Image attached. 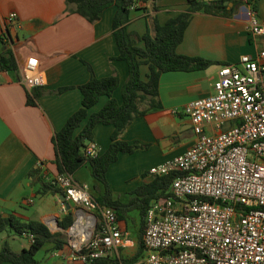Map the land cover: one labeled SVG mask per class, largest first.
Wrapping results in <instances>:
<instances>
[{"label":"crops","instance_id":"1","mask_svg":"<svg viewBox=\"0 0 264 264\" xmlns=\"http://www.w3.org/2000/svg\"><path fill=\"white\" fill-rule=\"evenodd\" d=\"M185 4L186 0L141 3L130 9L125 29L137 34L147 31L152 36L153 21L163 23L183 10ZM71 9L72 4H66L64 0H0V52L11 49L14 43H20L14 51L18 63L28 56L36 57L41 78V84L32 87L35 91L41 90V93L32 98V104H26V93L31 88L26 90L17 81L16 71L1 72L0 218L11 215L20 223L36 220L49 232L59 231L63 236L65 229L59 228L57 222L66 210L71 212L72 223H81L87 228L98 219L97 214L65 200L67 209L58 198L59 193L38 194L37 184H33L26 173L33 167L38 168L44 180L57 173L51 137L79 106L80 93L76 86L88 78L87 69L81 61L90 66L95 77L113 73L118 76V86L112 92L117 102L120 99V85L127 75L123 61L110 59L117 54L110 33L115 7H105L92 22L71 12ZM10 11L16 14L17 25L9 28L5 23L3 28L2 22ZM251 16L264 22V0H237L229 17L196 11L191 14L175 51L224 63L236 61L241 54H253L264 48V39L251 37L247 33ZM218 66L212 64L204 69L160 73L157 81L159 107H149L142 115L133 117L118 135L121 141H136L147 144V147L131 153L120 152L115 161L108 165L105 180L112 199L126 202L130 198L129 193L149 178L147 169L150 166L180 153L191 144L193 135L181 107L191 99L212 92L211 84ZM145 72L146 67L141 65V79L145 78ZM63 86L73 87L60 93L53 91ZM105 99V96H100L88 112L99 109ZM144 106L142 103L138 107L142 109ZM111 130L110 124L97 123L92 127L90 141L95 144L98 154L106 148ZM186 133L188 139L183 143L180 137ZM141 174L145 176L142 178ZM71 175L76 182L86 184L92 198L102 192V185L90 176L87 163H83ZM128 212L123 219L117 220L127 241L108 257L129 258L136 252L137 217ZM2 231L7 232V237L16 235L7 227ZM7 247L18 252L8 244ZM37 251L43 253L40 264H77L71 260L66 244L55 248L54 243L47 240ZM143 258L144 250L140 258L129 264H143Z\"/></svg>","mask_w":264,"mask_h":264},{"label":"built area","instance_id":"2","mask_svg":"<svg viewBox=\"0 0 264 264\" xmlns=\"http://www.w3.org/2000/svg\"><path fill=\"white\" fill-rule=\"evenodd\" d=\"M2 23L16 27V14L8 12ZM247 33L264 39V22L251 16ZM37 65L28 56L15 70L26 90L41 84ZM211 88L181 107L191 144L147 169L150 175H178L167 195L145 209L143 264H264V48L219 65ZM84 152L98 154L90 140ZM48 181L66 201L98 216L90 228L73 222L65 229L71 260L107 256L127 241L113 209L98 205L86 184L65 172Z\"/></svg>","mask_w":264,"mask_h":264},{"label":"trees","instance_id":"3","mask_svg":"<svg viewBox=\"0 0 264 264\" xmlns=\"http://www.w3.org/2000/svg\"><path fill=\"white\" fill-rule=\"evenodd\" d=\"M154 0H64L66 4H72L71 12L76 13L88 22L98 18L102 9L113 5L115 11L110 21V33L116 47L117 54L110 59L123 61L126 64L127 75L120 85V99L117 102L112 97V92L118 86V76L113 73L107 76L95 77L90 66L81 61L88 72V78L76 88L80 93L79 106L64 120L61 127L56 130L52 137L54 151L53 163L57 173L65 172L72 174L83 163L89 166L90 176L102 185V192L93 198L98 205H106L113 209L116 220L123 219L130 210H135L137 217V245L136 252L129 258L114 259L108 256L94 258L82 264H129L140 258L143 251L141 234L144 227V212L149 202L157 197L167 195V189L171 180L178 175L169 172L165 175H149L145 182L135 187L124 203L112 199L109 186L105 180V171L109 164L115 161L118 153H131L135 150L145 149L147 144H139L136 141L126 143L118 139V135L135 117L142 115L149 107H159L157 100L158 76L166 71H191L204 69L212 64H224L199 56L179 54L175 51L176 45L182 38L183 31L192 13L202 11L207 14L229 17L237 0L227 7L216 0H186L185 8L172 17L159 24L152 23L153 35L147 31L137 34L127 31L125 24L128 21L130 9L140 6L141 3L153 2ZM3 35V34H2ZM3 36H7L4 34ZM141 43V45H139ZM20 43H14L11 49L0 52V71L15 72L18 60L14 54ZM146 67L144 79L140 78L139 68ZM73 86L58 87L53 90L60 93ZM31 88L26 93V104H32V98H36L41 90ZM100 96H105L104 103L94 112H88ZM144 108L139 109L140 104ZM110 124L112 130L109 134V142L103 152L88 156L84 152L86 143L91 140V129L97 124ZM76 129H78L76 131ZM76 131V132H75ZM37 184L38 194L59 193L61 189L48 180H44L39 174L38 168H31L26 173ZM142 178L145 174H141ZM72 215L69 210L58 220L57 226L66 229L72 223ZM8 228L12 233L23 236L28 233L32 241L26 248L18 252L11 251L7 245L0 247V264H40L34 258V253L41 245L51 240L55 248L65 244L64 236L59 231L49 232L46 226L36 220H28L20 223L16 218L8 215L0 218V232ZM26 238V237H25Z\"/></svg>","mask_w":264,"mask_h":264},{"label":"rangeland","instance_id":"4","mask_svg":"<svg viewBox=\"0 0 264 264\" xmlns=\"http://www.w3.org/2000/svg\"><path fill=\"white\" fill-rule=\"evenodd\" d=\"M17 50H18V49H17ZM18 58H19V57H18ZM19 59H20V58H19ZM180 138H181V142L184 143V142H186L187 139H188V134L186 133V134L182 135ZM21 207H23V208H27V207H29V206H21ZM128 213H129L130 215H133V216L136 217L135 210H130ZM12 238H13L14 240H13ZM3 243H6V245H7V244L10 245V247H11L12 249H15L16 251H20L21 248H25V247H26L28 241H27V239H26L25 237H23V236H17V235H15V236H10V235H8V237H7V232L1 231V232H0V244H3ZM34 258H35L36 260H38V261H42V259H43V253H42V251H37V252H35V253H34Z\"/></svg>","mask_w":264,"mask_h":264},{"label":"water","instance_id":"5","mask_svg":"<svg viewBox=\"0 0 264 264\" xmlns=\"http://www.w3.org/2000/svg\"><path fill=\"white\" fill-rule=\"evenodd\" d=\"M216 1L222 3L223 5H226L227 7H230V6L232 5V2L229 1V0H216ZM8 40H9V37H8ZM9 42H11V40H9ZM58 198H59L62 202H64L65 207L68 209V205L66 204V201H65V199H64L63 194H59V195H58ZM56 227H57V226H56Z\"/></svg>","mask_w":264,"mask_h":264}]
</instances>
